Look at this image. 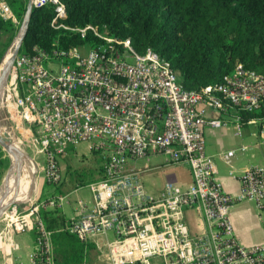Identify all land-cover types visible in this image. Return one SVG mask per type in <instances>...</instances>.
<instances>
[{
  "label": "built area",
  "instance_id": "1",
  "mask_svg": "<svg viewBox=\"0 0 264 264\" xmlns=\"http://www.w3.org/2000/svg\"><path fill=\"white\" fill-rule=\"evenodd\" d=\"M13 1L0 0V16L17 27ZM51 3L56 23L66 14L61 0H32L33 7ZM65 28L83 39L91 32L97 43L20 53L8 83L14 89L13 123L38 137L48 184L64 182L60 157L83 143L103 161V177L88 186V199L79 193L74 198L76 189L38 199L25 212L11 211L15 229L35 232L32 264H55L54 231L41 213L66 206L74 213L61 230L93 244L100 264H264V242L242 244L232 219L236 205L251 202L264 225V166L238 172L236 151L220 154L240 183L238 192H228L206 137L208 129L228 127L243 136L239 114L260 109L264 73L239 64L220 82L188 91L153 48L139 53L131 38L91 25ZM258 125L264 128V122ZM247 151L241 146L239 154ZM155 158L161 162L152 166ZM172 167L187 168L191 183L183 185L174 175L149 192L144 175Z\"/></svg>",
  "mask_w": 264,
  "mask_h": 264
},
{
  "label": "trees",
  "instance_id": "2",
  "mask_svg": "<svg viewBox=\"0 0 264 264\" xmlns=\"http://www.w3.org/2000/svg\"><path fill=\"white\" fill-rule=\"evenodd\" d=\"M66 14L59 16L51 3L33 7L27 36L20 53L33 47L68 49L91 42L65 27L93 26L121 39H132L134 48L144 53L153 48L168 60L179 82L188 91H200L216 84L237 65L264 73V0H61ZM20 26L16 28L0 16V36L19 29L28 12V0L9 2ZM4 57L0 53V63ZM264 122V102L253 113H240L243 127ZM0 146V178L5 161ZM103 177V168L99 171ZM99 180V179H98ZM59 187V186H58ZM18 211L22 209L17 206ZM57 214V216L54 215ZM59 211H43L47 228L54 231L55 264H85L93 244L82 243L68 230L57 229L66 219ZM64 229V228H62Z\"/></svg>",
  "mask_w": 264,
  "mask_h": 264
},
{
  "label": "crops",
  "instance_id": "3",
  "mask_svg": "<svg viewBox=\"0 0 264 264\" xmlns=\"http://www.w3.org/2000/svg\"><path fill=\"white\" fill-rule=\"evenodd\" d=\"M206 137L207 153L215 157L219 171L218 178L228 192H238L240 183L232 177V169L224 162V160L219 158L220 154L235 150L237 157L234 159V167H236L238 172H241L252 164L264 166V128H261L258 124L243 128V136L241 138L236 136L233 127L221 130L208 129L206 130ZM241 146L248 147V151L244 156L239 154ZM89 148L91 150L90 144ZM158 159L160 158H155L152 161V166L161 162V159ZM173 169L184 168H162L161 170L146 173L144 175L146 185L149 178L153 180V183L156 179L160 181L158 188L152 190L146 186L147 190L153 193L158 192L165 186L168 180L175 179L174 175H176V178L178 179L177 174ZM179 182L183 185L191 183V175L187 169L185 179ZM30 206L23 207L22 212L27 211ZM71 208L72 214L66 212L65 209L59 211L61 215L67 214V223L70 221L74 213V207ZM54 215L57 216L56 213H54ZM232 219L237 237L242 244L249 246L264 242V225L260 219V214L253 203L246 202L236 205L232 211ZM12 221L11 218L8 220L6 217L0 220V264H32L35 232L30 230H17L15 229V225H12ZM195 222V215L193 212H190V226L194 227L196 225ZM66 224L62 228H65ZM97 258H99V261ZM100 262L101 259L99 252L94 247L90 252L87 264H100Z\"/></svg>",
  "mask_w": 264,
  "mask_h": 264
},
{
  "label": "rangeland",
  "instance_id": "4",
  "mask_svg": "<svg viewBox=\"0 0 264 264\" xmlns=\"http://www.w3.org/2000/svg\"><path fill=\"white\" fill-rule=\"evenodd\" d=\"M19 26L20 24H18L16 28H18ZM21 28L22 25L19 29H16L6 35L0 36V53H3L4 57L8 54L13 44H15V42L17 41V38L21 33ZM12 77H15L14 69L11 72L10 81ZM7 96H9L8 100ZM13 98L14 89L13 86L10 85L9 92L6 89V94L4 97L5 102H3L5 104H3V106H0V126L2 130H5V133L3 132V135L6 138L9 137L12 142L15 143V145H17L19 149H22V151L32 160V163L36 165L34 186L31 196L27 201L18 203L17 206L22 209L23 207L30 206L32 203H37L38 199H46L48 196L55 193H61L65 195L66 193H70L76 189L77 193L74 194V198H76V195L78 193L82 198H90V191L88 186L91 183L98 181V179L100 180L99 171L101 170V167L103 165V161L101 160L100 156L90 150L89 143H83L71 148L65 155L60 157V166L64 177V182L59 185V187L48 184L44 179L43 158L38 154V137L33 132L31 133L30 131L26 130L23 131L20 128L15 127V124L13 123V118L15 116ZM3 152L4 154L2 158L5 161V167L3 176L0 178V191L2 185L4 184L5 178L12 167V158L10 154L4 149ZM37 164H39V166ZM186 169H173L177 174L179 181H183L185 179ZM159 182L160 181L156 179L153 183V180L149 178L147 180L146 186L153 190L159 187ZM65 211L69 214H72L71 207L66 206ZM5 217L8 220L10 217H12L13 219L15 218L11 211H9L3 218ZM61 217H64L66 219V217L68 216L67 214H62ZM66 223L67 220L65 224ZM66 225H68V223ZM60 228L62 227H58L57 229L59 230ZM97 259L99 261V258Z\"/></svg>",
  "mask_w": 264,
  "mask_h": 264
},
{
  "label": "bare ground",
  "instance_id": "5",
  "mask_svg": "<svg viewBox=\"0 0 264 264\" xmlns=\"http://www.w3.org/2000/svg\"><path fill=\"white\" fill-rule=\"evenodd\" d=\"M13 49L9 51L7 59L12 54ZM1 74H2V65L0 66V78H1ZM8 92H9V86H8ZM5 94L6 92L4 94L3 93L1 94L0 92V106L1 105L3 106V104H5L3 103L5 102L4 101ZM8 98L9 96H7V100ZM17 128H20L21 130L25 131V129L21 125H18ZM4 131L5 130H2L0 126L1 136H4L3 135ZM7 139H9V141L15 147L18 148V146L15 145V143H13L9 137ZM10 156L12 158V167L5 178L4 184L2 185L0 191V206L15 200H17L18 202L27 201L31 196L32 189L34 186V175L36 171V165L32 163V160L28 157L26 158L24 163L21 157L17 158L14 157L13 155ZM21 175H22L21 182L18 183V180Z\"/></svg>",
  "mask_w": 264,
  "mask_h": 264
},
{
  "label": "water",
  "instance_id": "6",
  "mask_svg": "<svg viewBox=\"0 0 264 264\" xmlns=\"http://www.w3.org/2000/svg\"><path fill=\"white\" fill-rule=\"evenodd\" d=\"M33 10V5H32V0H28V12L24 18V21L22 23V28H21V33L19 37L17 38V43L13 44L11 50L13 49L12 54L10 57L7 59L8 54L3 57V61L0 64L2 65V74L0 78V92L1 94L6 92V89L8 87V83L10 81V75L12 72V69L14 67L15 60L17 56L20 54L24 40L27 36L28 30H29V25L31 21V14ZM10 50V51H11ZM9 53V52H8ZM0 146L7 151L10 155H13L14 157H21L23 162L25 163L26 158L28 157L21 149L15 147L9 139H7L4 136L0 135ZM29 158V157H28ZM21 177L20 176L18 183L21 182ZM20 203L17 200L12 201L7 204H3L0 206V220L9 212L12 211L14 208L17 207V204Z\"/></svg>",
  "mask_w": 264,
  "mask_h": 264
}]
</instances>
